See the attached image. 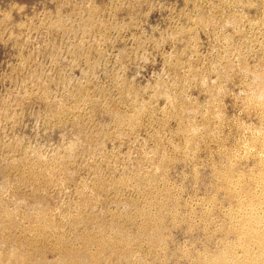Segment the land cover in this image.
Returning a JSON list of instances; mask_svg holds the SVG:
<instances>
[{
    "label": "rangeland",
    "instance_id": "1",
    "mask_svg": "<svg viewBox=\"0 0 264 264\" xmlns=\"http://www.w3.org/2000/svg\"><path fill=\"white\" fill-rule=\"evenodd\" d=\"M257 72L264 0H0V256L263 261Z\"/></svg>",
    "mask_w": 264,
    "mask_h": 264
},
{
    "label": "bare ground",
    "instance_id": "2",
    "mask_svg": "<svg viewBox=\"0 0 264 264\" xmlns=\"http://www.w3.org/2000/svg\"><path fill=\"white\" fill-rule=\"evenodd\" d=\"M91 22V21H90ZM255 75V74H254ZM254 82L257 85V97H258V101L263 107H264V72H257V74L255 75L254 78ZM50 169V168H48ZM260 191V190H259ZM264 194V193H263ZM256 196V195H255ZM251 201V200H250ZM259 201V200H258ZM262 201V200H261ZM264 201V200H263ZM252 203V202H251ZM39 204V202H38ZM41 205V204H40ZM252 206V205H251ZM250 206V207H251ZM254 206V205H253ZM247 209V208H245ZM251 211V210H250ZM253 212V211H252ZM258 212V211H257ZM259 213V212H258ZM252 214V213H251ZM247 215V214H246ZM254 215V214H253ZM257 215V214H255ZM259 216V215H258ZM261 216V215H260ZM244 217V216H243ZM253 217V216H252ZM263 217V215H262ZM9 219V217H8ZM6 219V220H8ZM246 219V218H245ZM4 218L2 219V216L0 217V227L5 226V224L8 223V221H6ZM10 221V220H9ZM239 222V221H238ZM244 225V224H243ZM245 228L246 230L248 229H253L254 234L256 233V236L253 238L256 240L257 243H262L264 241V217L263 219H260L259 221H256L255 218H251L249 217V219L247 218L246 222H245ZM245 228H244V234L246 233L248 235L247 232H245ZM236 229V228H235ZM243 229V228H242ZM238 234V233H237ZM251 234V233H250ZM253 234V232H252ZM243 235V234H242ZM241 235V236H242ZM251 236V235H250ZM252 237V236H251ZM243 240V237H242ZM252 240V239H251ZM5 243L4 240H0V245H3ZM255 243V242H254ZM256 243V244H257ZM264 243V242H263ZM242 244V242H241ZM241 244H239L241 246ZM234 245V244H233ZM109 246V245H108ZM245 246V245H244ZM249 246V245H248ZM258 246V245H257ZM260 246V244H259ZM2 247V246H0ZM107 247V246H106ZM14 248V247H13ZM11 249V248H10ZM241 249V248H240ZM242 250V249H241ZM19 250H15V249H11L10 251L8 250V253H6L5 256H0V264H12L11 262H13V260H15V262L17 263L19 260L20 262L23 260L22 255L19 253ZM244 252V251H243ZM243 252L241 254H243ZM236 252L230 251L228 253H226L222 258H213L211 260L212 264H238V262L240 263V259L243 260V258H238ZM70 255V254H69ZM73 255V254H72ZM247 256V253L246 255ZM254 256V255H253ZM65 257V256H64ZM71 257V255H70ZM243 257V255H242ZM248 257V256H247ZM68 258V257H67ZM65 258V259H67ZM253 258V257H251ZM256 258H258V256H256ZM64 259V258H62ZM61 259L60 262H58V264H66L63 260ZM248 259V258H247ZM71 262H69L68 264H88L91 261H94L95 259H93L92 257L89 256L88 253L82 252L75 254L71 257ZM251 260V259H250ZM256 260V259H255ZM259 260V259H258ZM68 261V260H66ZM246 261V259H245ZM249 261V260H248ZM253 261V259H252ZM19 262V264H20ZM243 262V261H242ZM15 263V264H16ZM210 263V264H211ZM253 263V262H251ZM250 263V264H251ZM38 264H41L40 262ZM245 264H248L247 262ZM255 264H264V259L261 262H256Z\"/></svg>",
    "mask_w": 264,
    "mask_h": 264
}]
</instances>
